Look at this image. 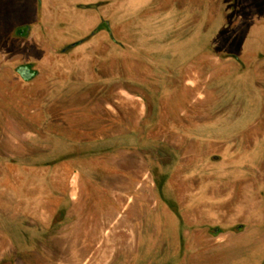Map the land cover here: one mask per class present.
<instances>
[{
	"label": "flooded vegetation",
	"instance_id": "af4514ba",
	"mask_svg": "<svg viewBox=\"0 0 264 264\" xmlns=\"http://www.w3.org/2000/svg\"><path fill=\"white\" fill-rule=\"evenodd\" d=\"M220 1L209 0L210 21L206 25L211 24L216 14L220 13ZM108 2L79 3L77 8L100 7ZM178 4L186 6L185 0ZM232 8L239 11L236 0H233ZM35 15L33 22L13 27L11 37L15 43L21 41L22 46L36 48L40 55L25 57L19 48L10 49L0 42V78L13 76L34 89L29 102L31 105L40 104L41 116H36L35 120L41 123H29L27 128L38 136L56 138L59 145L53 150L52 157L42 158L37 155L45 151L43 148L18 141L12 136L16 139L11 140L12 145L19 148L24 143L30 148L29 154L21 156L14 148L7 150L0 145V162L11 163L16 170L29 172L27 180L32 193L40 201L41 212L30 216L26 223L35 229L32 242L41 264H54L46 252L49 234L53 231L52 227L63 224L59 210L68 209L76 203L82 189L88 191V187H92L91 193L97 196V203L102 202V206H98L107 209V213L112 212L108 208L116 201H122L114 194L125 195V203L116 205L128 215V189H117L112 185L128 182V167L131 165L145 170L141 180L148 178L146 185L154 187L152 205L148 200L142 203L145 214L131 228L140 234L139 243L150 242L152 247L146 244L147 248L157 249L164 255L166 250L171 249L168 247L169 237L162 233L167 228L165 216H173L178 223L176 258L172 263L166 259L161 264H197L196 254L190 256L192 259L188 263L185 261L189 258L184 255L189 240L187 234L196 230H204L211 239L227 236L226 241L214 243L210 251L205 252L206 264H230L228 259L234 255L240 258L234 264H264V154L252 169L247 164H231L221 171L219 166L225 163L228 155L224 144L220 141L206 144L197 135H185L183 130L223 114L228 105L223 97L222 85L217 83L218 77L228 71L256 70L255 62L233 48H222L210 41L188 63L175 69L168 68L164 72L163 86L147 85L150 65L139 59L122 57L125 52L128 53V37L123 30L127 25L121 17L114 18L108 12H102L100 20L85 36L71 42L63 41L49 49V52L57 54L84 53L87 67L81 70L88 71L89 81L93 78V83L69 98L48 99L50 81L45 79L42 56L47 53L44 46L53 23L46 19L44 8L38 9L37 4ZM199 17L194 14L192 18L196 21ZM254 18L264 21V16L259 14ZM78 48L81 49L79 52ZM213 56L219 58L218 65H212ZM97 58L100 60L97 61ZM197 62L203 64L201 74L204 75V82H197L191 76ZM261 68L264 69V66ZM101 78L104 82L98 80ZM113 87L127 92L130 96L128 101L108 98L106 91ZM175 92L179 94L178 98L172 97ZM124 108H128V113ZM263 127L262 119L257 118L249 128H259V132ZM10 136L5 135L1 128L0 138ZM261 137L250 139V145ZM229 141L230 157L234 163L239 157L237 143L233 138L224 143ZM32 155L36 157L32 159ZM84 159H94V162L87 160L88 164H84ZM121 159L125 168L116 169L115 161ZM84 165L88 168L87 172L83 170ZM57 170H62L60 178H54ZM13 182L17 180L13 178ZM54 210L57 211L53 213ZM126 229L127 226L123 228ZM113 231L117 232V229ZM253 246L263 252L259 262L242 261L243 256L251 254ZM13 250V243L11 248L0 250V264H17Z\"/></svg>",
	"mask_w": 264,
	"mask_h": 264
},
{
	"label": "rangeland",
	"instance_id": "374dc122",
	"mask_svg": "<svg viewBox=\"0 0 264 264\" xmlns=\"http://www.w3.org/2000/svg\"><path fill=\"white\" fill-rule=\"evenodd\" d=\"M83 1L90 0H36L37 8H44L46 19L53 23L45 41L44 50H47V53L42 56L45 79L50 81L48 99L69 98L93 83V78L89 81L88 71L81 70L87 65L84 53L57 54L49 52V49L55 48L64 40L85 36L101 11L108 12L114 18L121 17L127 25L123 30L128 37V53L125 52L122 57L139 59L150 65L145 82L147 85L163 86L164 72L168 68L175 69L188 63L210 41L216 42L219 47L233 48L252 59L256 70L247 68L240 73H223L218 77L217 83H221L223 97L227 101L225 112L209 122L178 128H183L187 136L197 135L206 144H212L211 141L222 142L228 155L225 163L219 166L221 171H225L231 164H247L252 169L264 154V135L261 137L264 127L259 132V128H249L257 118L262 119L264 123V69L261 68L264 66V21L254 18L256 14L264 16V0H236L238 12L232 8L233 0H221L220 13H217L213 22L208 25L209 0H185L184 7L178 4L181 0H109L107 4L94 8H77L74 5ZM25 2L26 0H0V42L10 49L19 48L25 57H36L40 55L39 51L36 48L30 49L27 45L22 46L21 41L15 43L11 30L7 28L9 20L18 19L17 15L20 8L25 7ZM194 14L200 16L196 21L192 18ZM80 50L78 48V52ZM98 60L100 58H97ZM211 61L212 65H218L219 58L213 56ZM201 65V62H197L196 70L191 73L197 82H204ZM98 80L104 82L102 78ZM33 90L31 86L13 76L0 78V130L2 128L5 135H11L8 138H0V145L7 150L14 148L24 156L30 151V148L24 146V143H27L45 150L37 157L50 158L54 155L53 150L57 148L59 141L52 137L38 136L27 128L29 123H41L35 120L36 116H41L40 104L31 105L29 102L31 95L35 93ZM106 94L111 100L128 101L130 97L127 92L114 87L108 89ZM177 96V92L172 93L173 98H178ZM124 109L128 113V108ZM12 136L24 143L20 144L19 148L14 147L11 140L16 139ZM256 136L261 138L255 141L254 145H250V139L254 140ZM232 138L237 143L236 149L239 153L234 163L230 157L231 141L224 143ZM34 157L36 156L31 158ZM12 165L0 162V250L11 248L13 243L12 255L17 264H41L32 242L35 229L26 223L30 216H35L37 211H40V201L32 193L27 180L29 172L25 169L16 170ZM61 173L62 170H57L54 178H60ZM144 174L145 170L140 169V166L131 165L128 167V182H116L112 185L117 189H128V233L120 231L123 230L120 226H111V230L117 229V232H100L109 226L114 217L109 215L111 212L107 213V209L100 208L102 202L97 203V196L91 193L92 187H88V191L82 189L76 203H72L71 207L59 210L63 224L52 227L49 247L46 250L54 264H161V261L164 263L167 260L172 263L178 253L175 248L179 245L176 218L169 214L165 216L167 228L162 233L169 237L168 247L171 249L166 250L164 255L157 249L147 248L146 244L152 247L150 242L139 243L140 234L131 230L145 214L142 203L147 200L150 205L153 203L154 187L146 185L148 178L141 180ZM119 177L123 176L117 178ZM13 178L17 180L16 183ZM114 195L122 200L121 204L125 203V195ZM55 199L58 200V197H54ZM55 211L57 210L53 213ZM187 235L189 240L184 255L189 259L185 262L188 263L196 254V261L193 262L197 264H206L205 252L210 251L214 243H221L227 237L211 239L204 230H196ZM250 253L246 257L243 256L242 261L259 262L258 259L263 255V252L254 246ZM228 260L230 264H234L240 261V258L234 255Z\"/></svg>",
	"mask_w": 264,
	"mask_h": 264
},
{
	"label": "crops",
	"instance_id": "0c3cea01",
	"mask_svg": "<svg viewBox=\"0 0 264 264\" xmlns=\"http://www.w3.org/2000/svg\"><path fill=\"white\" fill-rule=\"evenodd\" d=\"M20 2H21V0H20ZM95 1H83V2H80V4H83V3H94ZM23 3V2H22ZM21 3V4H22ZM78 4L79 3H77V4H74V5H76V7L78 6ZM74 5H73V7H74ZM25 7H23V8H20V12L18 13V15H17V17H18V19L17 20H14V21H11V20H9L8 21V26H7V28L9 29V30H11L13 27H15L16 25H19V24H22V23H26V22H33V20L35 19V17H36V1L35 0H26V2H25V5H24ZM102 13V12H101ZM94 14V13H93ZM96 15H97V13H96ZM101 15V14H100ZM98 16V15H97ZM100 16H98L96 19H95V21H94V23H96V22H98L99 20H100V18H99ZM92 26H90L89 27V29L91 28ZM80 36H78V37H74V38H71V39H69V40H64V42L66 43V42H71V41H74V40H76L77 38H79ZM82 160V158L81 159H79L77 162H80ZM88 160V162H90V163H92V162H94V159L92 160V159H87ZM87 160H85L84 159V161H82L84 164H88V162H86ZM61 164V163H60ZM60 164H57L56 166H61ZM124 164H125V162H124V160H119V161H115V166H116V169H124L125 167H124ZM83 170H85L86 172L88 171V168H87V166H83ZM79 171V170H78ZM79 173V175L78 176H80L81 175V172L79 171L78 172ZM89 174V173H88ZM117 175H119V174H117ZM76 176V175H75ZM83 176H88V175H86V174H83ZM90 177H91V175H89ZM75 178V177H74ZM79 186V185H78ZM239 195H240V193H239ZM120 202V201H119ZM118 201H116L115 202V204L114 205H112L111 207H109L108 209L109 210H112V212H111V214H109V215H112L114 218H113V221L112 222H110L109 223V226H107V228H105V229H103V230H101L100 232L101 233H107V232H112V230L110 229L111 228V226H113L114 228H116L117 226H120L121 228H126V226H127V228H128V224H127V220H128V215H127V213H125V212H121V210H119L120 208L116 205V203L118 204L119 203ZM121 203V202H120ZM125 206H123L122 208H124ZM105 209V208H104ZM109 228V229H108ZM123 232H128V230L126 229V230H122ZM114 232V231H113Z\"/></svg>",
	"mask_w": 264,
	"mask_h": 264
}]
</instances>
